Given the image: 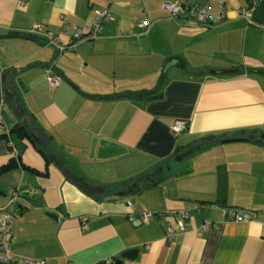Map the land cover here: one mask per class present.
I'll return each instance as SVG.
<instances>
[{"label": "crops", "instance_id": "1", "mask_svg": "<svg viewBox=\"0 0 264 264\" xmlns=\"http://www.w3.org/2000/svg\"><path fill=\"white\" fill-rule=\"evenodd\" d=\"M206 1L203 24L162 0H0V167L13 162L0 214L17 190L14 256L113 264L129 248L123 264H264V25ZM106 7L95 36L62 51L30 32L41 23L68 45ZM157 86L146 101L113 97ZM151 211L162 215L142 223Z\"/></svg>", "mask_w": 264, "mask_h": 264}, {"label": "built area", "instance_id": "2", "mask_svg": "<svg viewBox=\"0 0 264 264\" xmlns=\"http://www.w3.org/2000/svg\"><path fill=\"white\" fill-rule=\"evenodd\" d=\"M219 4V13L221 16H224L223 5L224 0H216ZM162 8L165 11H168V15L171 18H179L182 19H193V21L198 23H210L213 19V13L211 12V7L207 5L206 0H162ZM249 6L239 7L235 10L237 15H242V17H249ZM96 17L94 20L85 24L80 28L75 29L73 40H71L68 45L62 44L60 39L55 36L52 32L48 31L47 28L44 27L43 24L38 23L35 24L34 27L31 28L30 32H35L44 36L45 43L53 46L56 51L65 50L70 47L77 40L95 36V33L99 31L100 24L102 21L110 20V12L108 8H99L96 10ZM63 24H65V20L63 19ZM148 21L143 20L142 23H139L140 26L146 25ZM46 81L50 83L52 87L58 86L61 82L60 77L58 75H50L48 74L45 77ZM2 100H4L3 92L0 90V113L4 107H2ZM0 118V122H1ZM170 130L173 134L181 132L184 130L185 124L182 121L175 120L170 123ZM19 196L18 191H12L11 196L9 197V202L7 208L0 214V262L3 264H44L42 260H32L27 258H20L14 256L10 252V246L13 241L12 238V230H11V222L12 219L16 215V198ZM130 207V206H129ZM222 213L225 216L234 219L241 220L240 215L234 209H223ZM160 216L161 213H153L144 212L140 215V220L142 223H146L154 216ZM187 213L183 210L174 213L175 217V227H171L167 229L168 237L173 238L175 236V231L182 232L185 229V219L187 218ZM85 219V218H84ZM82 219V220H84ZM131 219V217H130ZM175 229V230H174ZM147 248V246H145Z\"/></svg>", "mask_w": 264, "mask_h": 264}, {"label": "trees", "instance_id": "3", "mask_svg": "<svg viewBox=\"0 0 264 264\" xmlns=\"http://www.w3.org/2000/svg\"><path fill=\"white\" fill-rule=\"evenodd\" d=\"M249 2V0H247ZM36 35H34L33 37H35ZM157 92H158V86L155 87L154 89H146V90H142V91H134V92H130V91H125V92H121V93H117L115 95H113V97H132V98H135L136 100H149V99H153L155 97H157ZM11 130L12 131H16L17 133H19L20 137H27L28 140H30L31 142H33L34 144H36V142L34 141V139L31 137V132L28 131L26 129V125L23 123V122H19L17 124H14V126L11 127ZM5 137L6 135L5 134H0V138L1 137ZM13 166V162L10 161L9 163L7 164H3V166L0 167V173L3 172V170H7L9 168H11ZM219 190L218 192L220 193L223 188H224V182H223V179H219Z\"/></svg>", "mask_w": 264, "mask_h": 264}, {"label": "water", "instance_id": "4", "mask_svg": "<svg viewBox=\"0 0 264 264\" xmlns=\"http://www.w3.org/2000/svg\"><path fill=\"white\" fill-rule=\"evenodd\" d=\"M250 12H251V17L255 23L264 25V0H257L256 5L252 7ZM0 78L3 81L6 80L5 75L3 76L0 75ZM0 85H3V84L0 83ZM18 208H19V205H18ZM48 214L53 219L57 218V214H54V213H48ZM136 253H137L136 249L128 248V250H125L121 254H119L118 258L116 257V259H114L113 264H123V260H122L123 258L131 259L135 256Z\"/></svg>", "mask_w": 264, "mask_h": 264}, {"label": "rangeland", "instance_id": "5", "mask_svg": "<svg viewBox=\"0 0 264 264\" xmlns=\"http://www.w3.org/2000/svg\"><path fill=\"white\" fill-rule=\"evenodd\" d=\"M227 4H225L224 8L226 9L227 7H236L234 8L233 11H235L236 9H238L239 7H246L249 6V2L247 0H226ZM257 1V0H255ZM216 5H218L217 8H219V4L216 1ZM214 6V5H212Z\"/></svg>", "mask_w": 264, "mask_h": 264}, {"label": "bare ground", "instance_id": "6", "mask_svg": "<svg viewBox=\"0 0 264 264\" xmlns=\"http://www.w3.org/2000/svg\"><path fill=\"white\" fill-rule=\"evenodd\" d=\"M225 2H224V5H223V12L225 11L224 10V6H225V4H226V0H224ZM256 5V1L255 0H249V17H248V19L246 18V17H242V18H244L245 20H248V21H252L253 19H252V17H251V9H252V7L253 6H255ZM233 12H235V11H233ZM235 14H236V12H235ZM237 15V14H236ZM238 17H240V16H242V15H237ZM254 21V20H253ZM255 23V22H254Z\"/></svg>", "mask_w": 264, "mask_h": 264}]
</instances>
